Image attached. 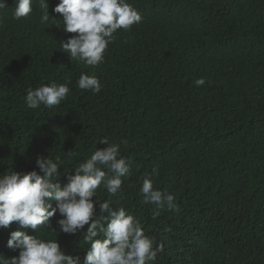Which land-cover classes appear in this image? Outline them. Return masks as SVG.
Returning <instances> with one entry per match:
<instances>
[{
  "label": "trees",
  "instance_id": "16d2710c",
  "mask_svg": "<svg viewBox=\"0 0 264 264\" xmlns=\"http://www.w3.org/2000/svg\"><path fill=\"white\" fill-rule=\"evenodd\" d=\"M3 2L0 175L39 171L36 156L49 155L62 162L63 186L64 172L107 138L119 144L129 174L116 194L100 187L96 197L141 222L162 249L152 264H264V0H127L141 22L114 33L94 67L62 52L59 40L75 34L52 25L59 20L42 24L41 0L19 20L13 0ZM46 2L50 18L62 20L52 11L59 0ZM82 72L98 77V93L78 88ZM66 80L70 92L59 106H26L28 88ZM145 177L174 196V209L154 218L156 205L140 193ZM106 215L97 206L93 218ZM86 227L57 232L65 253L83 257ZM17 228L0 227L6 257L18 255L7 247ZM26 231L55 238L43 226Z\"/></svg>",
  "mask_w": 264,
  "mask_h": 264
},
{
  "label": "clouds",
  "instance_id": "9594fccd",
  "mask_svg": "<svg viewBox=\"0 0 264 264\" xmlns=\"http://www.w3.org/2000/svg\"><path fill=\"white\" fill-rule=\"evenodd\" d=\"M43 12L40 22L50 19L63 25L64 33H74L61 39L62 52L69 54L70 62L77 60L86 66H97L103 62L105 50L118 30H128L141 22V15L127 0H59L52 11L61 19L50 18L46 0H41ZM13 19L27 17L32 11V0H13ZM8 4L0 0V27ZM51 25V26H52ZM13 24L10 21L12 37ZM69 80L64 83L51 82L28 88L24 97L28 108L41 105L48 108L59 106L69 92ZM205 83L203 77L195 81L197 86ZM77 86L80 90L98 93L101 83L97 76L81 73ZM97 143L104 147H97ZM69 159L75 153L66 152ZM35 168L30 171L10 170L0 175V227L13 222L18 228L10 232L7 247L18 251V255L6 257L0 253V264H152L161 246L154 247L153 238L145 234L140 221L129 214L123 206H112L107 200L96 197L100 187L109 194H116L122 177L129 174V161L120 154V146L109 143L107 138L96 141V150L78 166L65 171L67 183L61 186V164L49 155H37ZM143 202L155 204L153 216H158L164 207L174 209V196L153 188L152 181L145 177L140 187ZM95 197V199H93ZM54 201V204L52 203ZM107 213L103 219H94L96 208ZM56 225L51 220L57 216ZM44 227L55 238L30 235L26 229ZM83 231V240L89 245L83 257L65 253L56 239L57 232L76 235ZM102 236V238H101Z\"/></svg>",
  "mask_w": 264,
  "mask_h": 264
}]
</instances>
